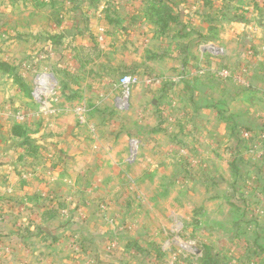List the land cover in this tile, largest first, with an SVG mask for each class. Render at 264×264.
Segmentation results:
<instances>
[{"label":"rangeland","instance_id":"obj_1","mask_svg":"<svg viewBox=\"0 0 264 264\" xmlns=\"http://www.w3.org/2000/svg\"><path fill=\"white\" fill-rule=\"evenodd\" d=\"M144 1L57 0L53 5L51 0H0V264H58L59 259L61 264H211L210 255L219 257L218 264H264V180L259 177L260 167L253 175L251 165H264L259 148L250 152L258 163L247 159L241 164L251 179L237 182L231 178L235 190L229 184L213 187L212 183L197 185L194 194L189 193L191 179L210 183L204 181L206 164L198 160L181 158L185 173L177 176L173 171L165 180L147 176L151 162L134 166L140 143L132 131L145 137L142 124L147 116L132 107L126 112L115 110L120 78L132 73L162 78L163 84L155 91H169L177 83L181 99L193 114L196 99L184 81L191 82L197 75L193 72L199 70L183 67L185 45L197 35L196 27L182 30V25L174 26L159 38L147 20ZM227 1L223 11L229 21L244 18L257 27L264 24V0ZM182 2L175 12L181 22H190L200 0ZM231 29L233 45L237 39L247 45V41L264 38V32L259 37L247 31L242 40L236 37L238 28L233 25ZM149 61L164 73L148 70L145 64ZM253 63L264 75V58ZM249 66L244 61L229 68L247 70L248 85L227 81L231 87L226 86L225 93L231 89L235 108L239 100L244 106L256 103L264 108V84L251 80ZM40 71L50 73L57 84L48 97V112L32 100L34 79ZM206 85L204 81L198 86L200 106L211 101ZM213 86L218 89L216 102L222 101V85ZM237 89L247 93L239 97ZM249 92L257 95L252 97ZM154 99L161 101L158 96ZM148 108L153 105L148 103ZM164 109L163 125L174 122L175 134L183 131L181 124L190 121L191 115L181 107L165 105ZM20 112L26 114L24 120L17 118ZM14 124L30 130L29 144L20 145L11 136ZM132 140L138 141L136 148ZM69 141L79 145L66 151ZM77 151L85 159L65 160L66 154ZM31 172L36 176H30ZM44 181L50 186L45 187ZM38 189L52 195L37 199ZM49 210L56 213L49 216L45 213ZM78 223L83 229L77 225L76 235L68 228ZM39 226L66 238L59 242L52 236L47 241L41 235L36 240L23 238L25 228L38 235ZM80 236L87 241L81 242ZM49 245L59 250L54 257Z\"/></svg>","mask_w":264,"mask_h":264},{"label":"crops","instance_id":"obj_2","mask_svg":"<svg viewBox=\"0 0 264 264\" xmlns=\"http://www.w3.org/2000/svg\"><path fill=\"white\" fill-rule=\"evenodd\" d=\"M214 1L215 5L218 8L217 13L215 9H213V15L207 16L206 13H209L211 10H206L205 13H203V11L200 9V2L199 4L197 3L198 13L196 15L192 14V16L195 17H191L190 22H182V26L184 27V29L182 30L189 29V26H191L192 28L196 27L193 32L196 31L197 33V35L194 38L190 39V42L185 45L186 55L183 58V67L187 69L189 68V66L191 68L192 66H194L196 69L206 67L222 69L231 68L235 65H241L244 64V61H247V63L250 65V72L252 73L251 80H253L254 78V81H256V83L258 81L259 84H264V75H261L259 73L257 68H255L257 66H254L253 63L258 60V57L264 58V38L261 41L258 39H254V41H247V45H245V42L244 44H242L239 39H237V41L235 40V45H233L231 42V40H234L232 39L233 37L231 29L233 25L236 26V28H238L239 30H236V37L243 40V37H246L245 34L247 31H251L250 33L255 34L256 36L263 34L264 24L258 25L257 27L254 22L253 24H250L249 22L246 23V21H243L244 18L240 20L232 18L229 21V19L224 16L225 7L226 5H228V1ZM236 2L237 4H240L242 2L246 3L247 0H237ZM250 14L253 17L255 15L254 11H250ZM247 25L249 28L247 27ZM182 37L186 39L188 36L182 35ZM149 43H151V40L149 41ZM210 47L213 48L210 49ZM249 49L251 50L250 52H252V54L254 55L253 57L249 54ZM145 65L147 66L148 70L152 72H155L157 74L164 73L163 69L158 68L153 61H149L148 64ZM190 80L192 81L189 82L188 79L185 80L184 83L193 88L192 93L194 94H192V96L196 99L194 100V109H192L193 114H191V110L189 109L190 105L186 104V102H184V99H181L182 95L178 93L179 87L177 86V83L173 84L172 88L174 89H170L169 91H167L168 89L155 91L156 89L154 88H138L133 91L131 100L132 110L135 112L136 108L137 110L142 109V112L147 116L146 121H144L142 124V127L147 130V135L141 138L139 131H132V135L137 137L140 143V152L138 154L136 162L134 163V166L135 168H137L140 162H146V164L151 162V165L149 166L150 171L147 172V176H159L160 178L165 180L170 175V177H172L173 171H177V176L185 173V167L181 163H179L181 158H184L185 160L189 159L191 162L198 160L201 161V164L202 162L206 164L205 168H207V176L204 181H209L210 183H201L200 181L202 179H191L193 188L189 189V193L194 194V191L197 189L195 187H198L197 185L209 186L212 183L213 187H215L216 184H229L231 189L235 190L236 186H233L231 184L233 183V181L231 180L233 176L235 177L234 181L237 182H243V180L251 179V175L245 176V169L243 170L241 164L248 161L247 159H249V163H252L251 161H253V163H258L255 162L256 157H254V155L250 152L251 150H254V144L256 143L255 140L259 136V133H256L254 131L260 129L261 131H264V108L256 103H245L246 106H244V104H241L242 100H239L241 102L237 106V108H235L232 101L233 99L231 96V89H229L230 91L228 90V92L225 93V89H228V87L226 88V86H230V84L227 81H220L212 75H196ZM204 81H207V85L205 86L207 99L211 98V101L208 100V103L205 102L204 106H200L197 102V94L200 93L198 86L201 84V82ZM213 84H217L218 86L222 85L221 88L223 89V98L222 101L219 100L220 102H216L217 100H215V91H218V89L214 87ZM244 92L247 93V91L245 90L237 89L239 97H242ZM249 94H251V96L252 94L257 95L254 92H249ZM154 96H158L161 101H157V103L154 104V102H156ZM255 98L256 99L254 100H258L259 102V98ZM148 103H151L153 105L154 110L148 108ZM165 105H168L169 107H172L176 110H180L179 107H181V111H184L188 115H191V118H189L190 121H184L183 124H181L180 127H182L181 129H183V131L177 132L175 134V129H177L178 127L173 124L174 122H171L172 124L167 123L166 125H163L164 121H162V117L163 115H165V110H167L164 109ZM238 130H240L239 133ZM242 130L250 131L251 136L248 138H243L241 136ZM122 144H124V141L122 142ZM78 145V142L74 143L73 141H69L65 144V148L67 149L66 151H68V149L70 150L71 148L75 149L74 147ZM174 149L179 150H176V152L174 151ZM125 155L126 153L122 154L123 157ZM185 155H187L188 157H186ZM65 158V160H71L73 163L74 160L80 161L85 159L82 152H78L77 154H66ZM156 162H158L159 164H157ZM251 165L254 169H252L253 175L257 174L256 169L260 167L261 175H259V177L261 180H264V178H262L264 177V165L262 163L261 166L260 164H258V166H253V164ZM231 168L234 169L232 170ZM231 171H233V173ZM257 172L258 174L260 173L259 171ZM30 176L35 177L36 174L34 172H31ZM170 184L173 185L176 189L180 188L177 182H170ZM163 185L164 187L168 186L165 184ZM48 186H50V183L46 184L45 182V187ZM37 191V194H35L37 199L44 198L45 200H47L50 198V195H52V192H47L48 190L46 192H43L42 190L38 189ZM22 202L29 203V201L24 200H22ZM30 203H33L34 207L37 205V202ZM237 224L239 225L241 224V222H237ZM77 225L80 226V229H83V225L81 223H78L75 226L70 225V228H68L71 229V231H73V233L76 235L78 233V229L75 228ZM43 227L49 234L48 238L42 236L46 241L49 240L51 236L53 238L56 237V239H58V242L61 239L64 240L66 238L62 236L61 238H59L55 234L51 233L52 231H50L47 226ZM81 234L87 235L85 233ZM30 236L32 237L27 239L36 240L35 238H37L39 235L31 234ZM80 241H87L86 236H80ZM49 248H53L54 251H51L52 253L50 256L54 257L53 255L54 253H56L57 247L55 245H49ZM59 249L62 250L61 248ZM71 252H69V254ZM63 254L67 256L69 255L65 252ZM73 258L74 257H71V259ZM58 261V264H61L60 262L62 261L60 259ZM66 263L71 264L72 262L67 261Z\"/></svg>","mask_w":264,"mask_h":264},{"label":"built area","instance_id":"obj_3","mask_svg":"<svg viewBox=\"0 0 264 264\" xmlns=\"http://www.w3.org/2000/svg\"><path fill=\"white\" fill-rule=\"evenodd\" d=\"M263 1V0H259ZM211 74L215 78H217L220 81H232L235 82L241 86H247V70H231L229 68H222V69H213V68H201L199 70H196L193 72V74L197 75H203V74ZM182 79H185V76L182 75ZM54 77L50 73L46 72H38L34 79V88L32 90V100L36 102V104L40 105V110L42 112H48L49 106H48V97L49 94H54V90L57 86L55 83ZM163 84L162 78H156L154 76H145L141 77L138 74H127L120 78L119 80V87L121 88L120 95L116 98L115 101V110L118 112H126L130 110L131 103V93L133 90L143 85L146 88H155L160 87ZM53 93H50V92ZM79 112H82V109H78ZM19 120H24L26 118V114L24 113H18ZM241 136L243 138H248L251 136V132L248 131H241ZM133 146L136 148L138 141L132 140ZM257 148L260 149V154L264 156V132L259 134L258 136V142L254 144V149L257 150ZM136 151V149H135ZM264 159V157H263Z\"/></svg>","mask_w":264,"mask_h":264},{"label":"trees","instance_id":"obj_4","mask_svg":"<svg viewBox=\"0 0 264 264\" xmlns=\"http://www.w3.org/2000/svg\"><path fill=\"white\" fill-rule=\"evenodd\" d=\"M177 1V2H176ZM187 2V0H145V6L143 10L146 12L147 20H149L156 28L155 34L160 38L166 36L168 32L172 30L174 26L182 25L180 14L176 13L177 5L179 3ZM201 2V10L205 13L206 10H211L209 13L207 12L206 15H213L212 10L215 9L217 13V6L215 5L214 0H200ZM51 3L54 5L57 3V0H51ZM18 73V72H17ZM133 74V73H132ZM31 132L30 130H26L24 125L21 124H14L11 131V136L15 139L20 141V145L29 144V136ZM52 216V214L56 213V210H49L45 212ZM46 216V215H45ZM33 224V223H32ZM34 228L35 224L33 225ZM39 233L38 235L49 237V234L44 229L43 226H39ZM33 230L30 227L25 228L22 231L23 238H30ZM211 264H218L219 257L215 255L214 257L210 255L209 257Z\"/></svg>","mask_w":264,"mask_h":264},{"label":"water","instance_id":"obj_5","mask_svg":"<svg viewBox=\"0 0 264 264\" xmlns=\"http://www.w3.org/2000/svg\"><path fill=\"white\" fill-rule=\"evenodd\" d=\"M154 104H156V102H154Z\"/></svg>","mask_w":264,"mask_h":264}]
</instances>
